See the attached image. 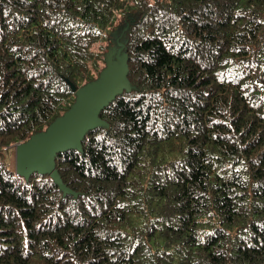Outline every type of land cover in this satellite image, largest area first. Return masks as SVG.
<instances>
[{
  "label": "trees",
  "instance_id": "1",
  "mask_svg": "<svg viewBox=\"0 0 264 264\" xmlns=\"http://www.w3.org/2000/svg\"><path fill=\"white\" fill-rule=\"evenodd\" d=\"M120 66L61 185L8 168ZM0 264H264V0H0Z\"/></svg>",
  "mask_w": 264,
  "mask_h": 264
},
{
  "label": "water",
  "instance_id": "2",
  "mask_svg": "<svg viewBox=\"0 0 264 264\" xmlns=\"http://www.w3.org/2000/svg\"><path fill=\"white\" fill-rule=\"evenodd\" d=\"M124 73L120 66L119 71L110 72L107 79L81 89L78 103L71 111L56 120L44 134L32 137L17 150L16 172L27 176L34 170H45L61 185L53 169L54 152L79 143L84 130L98 122L103 104L126 88Z\"/></svg>",
  "mask_w": 264,
  "mask_h": 264
},
{
  "label": "rangeland",
  "instance_id": "3",
  "mask_svg": "<svg viewBox=\"0 0 264 264\" xmlns=\"http://www.w3.org/2000/svg\"><path fill=\"white\" fill-rule=\"evenodd\" d=\"M110 72L107 71L106 69V74L103 76V79L102 80H105L108 78ZM126 81V79H125ZM18 144L17 143H14V144H11L10 146H8V148L5 150V154H4V159H5V162L6 164L8 165V168L14 170V168H16V161H17V158H16V153H17V150L21 147L22 144L24 143H21L17 146V149H16V145ZM24 146V145H23ZM22 146V147H23Z\"/></svg>",
  "mask_w": 264,
  "mask_h": 264
},
{
  "label": "built area",
  "instance_id": "4",
  "mask_svg": "<svg viewBox=\"0 0 264 264\" xmlns=\"http://www.w3.org/2000/svg\"><path fill=\"white\" fill-rule=\"evenodd\" d=\"M16 175L18 176V175H19V173H18V172H16Z\"/></svg>",
  "mask_w": 264,
  "mask_h": 264
},
{
  "label": "crops",
  "instance_id": "5",
  "mask_svg": "<svg viewBox=\"0 0 264 264\" xmlns=\"http://www.w3.org/2000/svg\"><path fill=\"white\" fill-rule=\"evenodd\" d=\"M14 171H16V168H14Z\"/></svg>",
  "mask_w": 264,
  "mask_h": 264
},
{
  "label": "clouds",
  "instance_id": "6",
  "mask_svg": "<svg viewBox=\"0 0 264 264\" xmlns=\"http://www.w3.org/2000/svg\"><path fill=\"white\" fill-rule=\"evenodd\" d=\"M15 173H16V171H15Z\"/></svg>",
  "mask_w": 264,
  "mask_h": 264
}]
</instances>
